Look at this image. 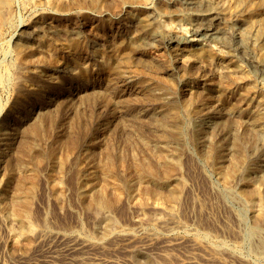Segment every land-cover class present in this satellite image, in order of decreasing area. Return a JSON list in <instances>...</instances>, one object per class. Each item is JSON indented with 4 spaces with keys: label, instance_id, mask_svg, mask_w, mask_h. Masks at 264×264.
<instances>
[{
    "label": "rangeland",
    "instance_id": "1",
    "mask_svg": "<svg viewBox=\"0 0 264 264\" xmlns=\"http://www.w3.org/2000/svg\"><path fill=\"white\" fill-rule=\"evenodd\" d=\"M36 1L7 0L0 16V264H32L34 259L43 264L48 237L65 235H79L94 253L117 255L128 259L126 264H168L158 255L167 236L183 238L185 246L204 244L201 252L227 264H264L250 232L256 222L264 232V128H253L248 113L264 114V69L256 63L264 54V34L256 37L257 31L264 32V0H205V5L187 0ZM250 6L260 14L246 36L251 51L230 35H210L206 20H200L218 13L222 18L208 20L211 25L243 33ZM147 28L157 32L150 40L144 38ZM17 45L41 46L44 56L57 62L26 70L31 84L23 95L15 79ZM204 47L211 58H192ZM106 60L123 66V77L114 84H107ZM233 64L243 77L233 76ZM185 103H190L191 117ZM35 123L40 131L26 145ZM182 124L179 138L176 127ZM149 157H155L153 162ZM94 187L103 190L110 205L96 206ZM255 192L263 210L259 221L245 205Z\"/></svg>",
    "mask_w": 264,
    "mask_h": 264
},
{
    "label": "bare ground",
    "instance_id": "2",
    "mask_svg": "<svg viewBox=\"0 0 264 264\" xmlns=\"http://www.w3.org/2000/svg\"><path fill=\"white\" fill-rule=\"evenodd\" d=\"M130 1V0H129ZM169 1V0H168ZM214 1V0H213ZM245 1V0H244ZM254 1H256L255 3H257V0H254ZM253 1V2H254ZM38 2V0L36 1V3ZM43 2H45V1H43ZM42 2V3H43ZM245 2H249V1H245ZM6 3H7V0H0V16H2V14H3V12H4V7L6 6ZM39 3V2H38ZM37 3V4H38ZM46 3V2H45ZM82 3V2H81ZM128 3V2H127ZM168 3V2H167ZM174 3V2H173ZM187 3L189 4V5H195V4H200V5H205L206 4V1L205 0H187ZM244 3V2H243ZM255 3H253V4H255ZM259 3H261V2H259ZM47 4V3H46ZM116 4V3H115ZM41 5V4H40ZM76 5V4H75ZM161 5V4H160ZM182 5H185V4H182ZM214 5V4H213ZM244 5H246V4H244ZM50 6V5H49ZM67 6V5H66ZM163 6V5H162ZM177 6H179V5H177ZM263 6H264V4H263ZM146 7V6H145ZM174 7V6H173ZM180 7H181V5H180ZM6 8V7H5ZM8 8V7H7ZM188 8V7H187ZM11 9H13V8H11ZM11 9H9V10H11ZM169 9V8H168ZM175 9V8H174ZM176 9H178V8H176ZM200 9H201V7H200ZM212 9H213V7H212ZM211 9V10H212ZM231 9V8H230ZM229 9V10H230ZM245 9V8H244ZM256 9H258L256 6H250L249 8H248V15L247 16H249V18L246 20L245 19V22H244V24H245V28H244V32L242 33L241 31H239V32H236V31H234V32H231L230 33V31L228 30H224V29H222V28H219L218 26H213V25H211V23H209L208 22V20L210 21V20H214V21H216V20H219L220 21V18H222V17H220V16H222V15H220V14H218V13H215V14H211V15H204V16H201L200 17V20L202 21V20H206V21H204V23H205V25H206V29L208 30V31H210V35H212V36H214V37H221V36H225V35H227V36H232V37H235L238 41L237 42H239L240 44H241V48L244 50V51H248L249 49H250V44H249V42L247 41V35L248 34H250V30H252V29H250L251 28V26H252V23L254 24L255 23V19H257V17L258 16H260V14L258 15L257 14V12H255V10ZM53 10V9H52ZM58 10V9H57ZM210 10V11H211ZM214 10V9H213ZM116 11H117V9H116ZM166 11V10H165ZM195 11V10H194ZM193 11V12H194ZM198 12V11H197ZM196 12V13H197ZM202 12V11H201ZM116 13V12H115ZM152 13V12H151ZM181 13H183V12H181ZM199 13V12H198ZM229 13V12H228ZM238 13V15H241V14H239V11L237 12ZM162 14V13H161ZM165 14V13H164ZM171 14V13H170ZM189 14V13H188ZM202 14H204V12H202ZM234 14V13H233ZM4 15V14H3ZM7 15V14H6ZM168 15V14H167ZM182 15V14H181ZM190 15V14H189ZM188 15V16H189ZM195 15V14H194ZM261 15H262V13H261ZM108 16H109V14H108ZM107 16V17H108ZM228 16V15H227ZM231 16V15H230ZM4 17V16H3ZM41 17V16H40ZM197 17V16H196ZM224 17V16H223ZM43 18V17H42ZM118 18V17H117ZM227 18V17H226ZM233 18V17H232ZM244 18V17H243ZM247 18V17H246ZM49 20V19H48ZM222 20V19H221ZM224 20V19H223ZM191 21H193V20H191ZM232 21V20H231ZM260 21V20H259ZM259 21H258V23H259ZM3 22V21H2ZM135 22V21H134ZM224 22V21H223ZM238 22H240V21H238ZM4 23V22H3ZM48 23V22H47ZM129 23V22H128ZM216 23H217V21H216ZM219 23V22H218ZM232 23H234V22H232ZM37 24V23H36ZM40 24H42V23H40ZM51 24V23H50ZM200 24V23H199ZM202 24V23H201ZM243 24V25H244ZM261 24V23H260ZM4 25V24H3ZM49 25V24H48ZM156 25H154V27H155ZM222 26V25H221ZM226 26V25H225ZM230 26V25H229ZM132 27V26H131ZM233 27V26H232ZM260 27V26H259ZM262 27V26H261ZM1 28V27H0ZM33 28V27H32ZM80 28V27H79ZM135 28H136V26H135ZM204 28V29H205ZM234 28V27H233ZM237 28V27H236ZM262 28H264V27H262ZM30 29V28H29ZM113 29V28H112ZM125 29V28H124ZM162 29V28H161ZM25 30V29H24ZM28 30V29H27ZM26 30V31H27ZM74 30V29H73ZM257 30H259V29H257ZM2 31V30H1ZM125 31V30H124ZM164 31V30H163ZM191 31H192V29H191ZM25 32V31H24ZM175 32V31H174ZM193 32V31H192ZM191 32V33H192ZM196 32V31H195ZM3 33V32H2ZM28 33H29V31H28ZM97 33H99V32H97ZM176 33V32H175ZM197 33V32H196ZM1 34V33H0ZM24 34V33H23ZM51 34V33H50ZM76 34V33H75ZM155 34H157V32H156V30L154 29V28H147V29H145V35H144V38L146 39V40H150L151 39V37L152 36H154ZM193 34V33H192ZM200 34V33H199ZM203 34V33H202ZM262 34H264V32H263V30H259V31H257V33H256V37L257 38H261L262 37ZM29 35V34H28ZM94 35V34H93ZM103 35V34H102ZM54 36V35H53ZM142 36V35H141ZM176 36V35H175ZM250 36L251 35H249V38H250ZM1 37H2V35H1ZM107 37V36H106ZM209 37V36H208ZM219 37V38H220ZM33 38V37H32ZM58 38V37H57ZM223 38V37H222ZM1 39V38H0ZM129 39V38H128ZM127 39V40H128ZM209 39V38H208ZM217 39V38H216ZM228 39V38H227ZM176 40V39H175ZM232 40V39H231ZM249 40V39H248ZM261 40V39H260ZM37 41V40H36ZM64 41V40H63ZM183 41V40H182ZM181 41V42H182ZM215 41V40H214ZM179 42V41H178ZM252 42V41H251ZM259 42V41H258ZM257 42V44H259ZM27 43V42H26ZM51 42H47L46 44L47 45H49ZM91 43V42H90ZM175 43V42H174ZM234 43V42H233ZM238 43V44H239ZM32 44H33V42H32ZM197 44V43H196ZM152 45V44H151ZM159 45V44H158ZM169 45V44H168ZM178 45V44H177ZM99 46V45H98ZM194 46V45H193ZM192 46V47H193ZM257 46V45H256ZM171 47V46H170ZM184 47V46H183ZM190 47V46H189ZM14 48V47H13ZM67 48V47H66ZM92 48V47H91ZM129 48V47H128ZM165 48V47H164ZM186 48V47H185ZM197 48H198V46H197ZM239 48V47H238ZM45 49H46V47H45ZM102 49V48H101ZM255 49V48H254ZM42 47L41 46H23V45H17L16 46V49H15V53H16V61H15V59H14V62H15V64L17 65V67L19 68V70L17 71V73H16V77H15V79L17 80L16 82L18 83V85L21 87V93H22V95L26 92V86L27 85H30L31 84V80L25 75V71L26 70H28V69H32V67L34 66V65H39V64H41L44 68L45 67H50V66H55V65H57L56 63L57 62H55V61H49V59L47 58V57H45L44 56V54H43V52H42ZM117 50V49H116ZM233 50V49H232ZM237 50V49H236ZM239 50V49H238ZM179 51V50H178ZM215 51V50H214ZM228 51V50H227ZM250 51H251V49H250ZM256 51V50H255ZM49 52V51H48ZM169 52V51H168ZM173 52V51H172ZM190 52H191V50H190ZM235 52V51H234ZM53 53V52H52ZM64 53V52H63ZM229 53V52H228ZM251 53V52H250ZM50 54H51V52H50ZM56 54V53H55ZM74 54V53H73ZM81 54V53H80ZM166 54H168V53H166ZM187 54V53H186ZM254 54V53H253ZM252 54V55H253ZM47 55H48V53H47ZM57 55V54H56ZM67 55V54H66ZM143 55V54H142ZM177 55V54H176ZM175 55V56H176ZM245 55V54H244ZM249 55V54H248ZM247 55V56H248ZM262 56L261 57H259L258 58V60L256 61V63H257V65L261 68V69H264V54L262 53L261 54ZM49 56V55H48ZM118 56V55H117ZM135 56V55H134ZM137 56V55H136ZM70 57V56H69ZM75 57V56H74ZM96 57V56H95ZM98 57V56H97ZM120 57V56H119ZM142 57V56H141ZM177 57V56H176ZM180 57V56H179ZM182 57L183 56H181V59H182ZM212 57V52L210 51V50H208V49H205V47L204 48H200V50L198 49V51L197 52H195L194 53V55H192V58H202L203 60H208L209 58H211ZM231 57V56H230ZM72 58V57H71ZM83 58V57H82ZM94 58V57H93ZM99 58H101V57H99ZM121 58V57H120ZM220 58V57H219ZM61 59V58H60ZM63 59V58H62ZM66 59V58H65ZM92 59V58H91ZM95 59V58H94ZM180 59V60H181ZM186 59V58H185ZM217 59V58H216ZM238 59V58H237ZM69 60V59H68ZM222 60V59H221ZM240 60V59H239ZM255 60V59H254ZM71 61V60H70ZM95 61V60H94ZM170 61V60H169ZM182 61V60H181ZM226 61V60H225ZM82 62V61H81ZM179 62V61H178ZM191 62V61H190ZM215 62V61H214ZM231 62V61H230ZM251 62V61H250ZM250 62H248L249 64H251ZM12 63H13V60H12ZM68 63V62H67ZM162 63V62H161ZM165 63H167V62H165ZM172 63V62H171ZM174 63V62H173ZM182 62H180V64H181ZM194 63V62H193ZM218 63V62H217ZM227 63V62H226ZM10 64V63H9ZM73 64V63H72ZM91 64V63H90ZM184 64V63H183ZM197 64V63H196ZM228 64V63H227ZM16 65H14V66H16ZM64 65V64H63ZM85 65V64H84ZM93 65V64H92ZM133 65V64H132ZM155 65V64H154ZM186 65V64H185ZM194 65V64H193ZM210 65H211V63H210ZM2 66V65H1ZM69 66V65H68ZM168 66V65H167ZM173 66V65H172ZM179 66V65H178ZM181 66V65H180ZM179 66V67H180ZM187 66V65H186ZM213 66H214V64H213ZM218 66V65H217ZM220 66V65H219ZM252 66V65H251ZM256 66V65H255ZM10 67V66H9ZM59 67V66H58ZM62 67V66H61ZM93 67V66H92ZM126 67V66H125ZM130 67V66H129ZM135 67V66H134ZM138 67V66H137ZM159 67V66H158ZM194 67V66H193ZM192 67V68H193ZM197 67V66H196ZM195 67V68H196ZM246 67V66H245ZM11 68V67H10ZM16 68V67H15ZM131 68V67H130ZM183 68V67H182ZM199 68V67H198ZM200 68H202V66L200 67ZM206 68V67H205ZM253 68V67H252ZM36 69H38V68H36ZM99 69V68H98ZM179 69V68H178ZM180 69H181V67H180ZM226 69V68H225ZM259 69V68H258ZM8 70V69H7ZM12 70V69H11ZM103 72L104 73H106L107 74V84L109 85V84H114V83H116V81L117 80H121L122 79V77H123V66L120 64V63H118V62H116V61H109V60H106V61H104L103 62ZM175 70V69H174ZM203 70V69H202ZM50 71H52V70H50ZM67 71H69V70H67ZM154 71V70H153ZM178 71V70H177ZM196 71H197V68H196ZM199 71V70H198ZM197 71V72H198ZM231 71V73L233 74V76H235L236 78L237 77H239V75H241V77H243V73H242V71L240 70V68L238 67V66H236V64H233L232 65V69L230 70ZM7 72H9V70L7 71ZM137 72V71H136ZM151 72V71H150ZM195 72V71H194ZM205 72V71H204ZM226 72V71H225ZM248 72V71H247ZM255 72H256V70H255ZM15 73V72H14ZM128 73V72H127ZM167 73V72H166ZM220 73V72H219ZM249 73V72H248ZM261 73V72H260ZM263 73V72H262ZM32 74V73H31ZM52 74V73H51ZM103 74V73H102ZM191 74V73H190ZM193 74V73H192ZM195 74H197V73H195ZM226 74V73H225ZM100 75V74H99ZM144 75H146V74H144ZM206 75V74H205ZM218 75V74H217ZM10 76V75H9ZM12 76V75H11ZM148 76V75H147ZM167 76V75H166ZM232 76V75H231ZM246 76V75H245ZM3 77V76H2ZM13 77V76H12ZM47 77H48V75H47ZM56 77V76H55ZM130 77H132V76H130ZM150 77V76H149ZM179 77V76H178ZM200 77H201V73H200ZM222 77V76H221ZM227 78H228V76H226ZM229 77H230V75H229ZM248 77V76H247ZM51 78V77H50ZM57 78V77H56ZM127 78V77H126ZM151 78V77H150ZM159 78V77H158ZM157 78V79H158ZM180 78V77H179ZM202 78V77H201ZM253 78V77H252ZM77 79V78H76ZM102 79V78H101ZM189 79H191V78H189ZM204 79V78H203ZM239 79H241V78H239ZM6 80V79H5ZM8 80V79H7ZM6 80V81H7ZM88 80V79H87ZM230 80V79H229ZM238 80V79H237ZM256 80H258V79H256ZM14 81V80H13ZM75 81V80H74ZM154 81V80H153ZM164 81V80H163ZM176 81V80H175ZM239 81V80H238ZM245 81V80H244ZM248 81H249V78H248ZM11 82V81H10ZM88 82V81H87ZM91 82H92V80H91ZM95 82V81H94ZM118 82V81H117ZM136 82V81H135ZM170 82V81H169ZM169 82H168V84H169ZM179 82V81H178ZM202 82V81H201ZM206 82V81H205ZM241 82V81H240ZM12 83V82H11ZM79 83V82H78ZM90 83V82H89ZM106 83V82H105ZM120 83V82H119ZM150 83V82H149ZM175 83V82H174ZM191 83V82H190ZM234 83V82H233ZM251 83V82H250ZM256 84H257V82H255ZM13 84V83H12ZM16 84V83H15ZM14 84V85H15ZM75 84H77V83H75ZM126 84V83H125ZM132 84V83H131ZM171 84V83H170ZM169 84V85H170ZM243 84V83H242ZM242 84H241V86H242ZM249 84V83H248ZM259 84V83H258ZM262 84V83H261ZM13 85V86H14ZM33 85V84H32ZM74 85V84H73ZM101 85V84H100ZM146 85V84H145ZM168 85V86H169ZM247 85V84H246ZM114 86V85H113ZM234 86V85H233ZM236 86H237V84H236ZM14 87H16V86H14ZM84 87V86H83ZM125 87V86H124ZM256 87H259V86H256ZM261 87V86H260ZM17 88V87H16ZM110 88H111V86H110ZM233 88V87H232ZM249 88V87H248ZM85 89V88H84ZM97 89V88H96ZM121 89V88H120ZM130 89V88H129ZM168 89V88H167ZM173 89V88H172ZM191 89V88H190ZM197 89V88H196ZM215 89V88H214ZM213 89V90H214ZM242 89V88H241ZM251 89V88H250ZM255 89V88H254ZM257 89H259V88H257ZM91 90V89H90ZM222 90V89H221ZM252 90V89H251ZM92 91V90H91ZM190 91V90H189ZM188 91V92H189ZM207 91V90H206ZM234 91V90H233ZM247 91H248V89H247ZM250 91V90H249ZM253 91V90H252ZM251 91V92H252ZM255 91V90H254ZM260 91V90H259ZM258 91V92H259ZM147 92H149V96H151L152 98L153 97H155L153 94H152V91L151 90H149V88L147 87ZM162 92V91H161ZM194 92V91H193ZM16 93H18V92H16ZM80 93V92H79ZM83 93V92H82ZM13 94H15V92L13 93ZM76 94V93H75ZM74 94V95H75ZM139 94H142V93H139ZM182 94H184V93H182ZM190 94V93H189ZM208 94V93H207ZM216 94V93H215ZM249 94V93H248ZM128 95V94H127ZM131 95V94H130ZM212 95V94H211ZM255 95V94H254ZM77 96V95H76ZM121 96V95H120ZM194 96V95H193ZM192 96V97H193ZM196 96V95H195ZM205 97H207L206 95H204ZM214 96H216V95H214ZM260 96V95H259ZM118 97V96H117ZM178 97V96H177ZM187 97V96H186ZM200 97V96H199ZM211 97V96H210ZM217 97H219V96H217ZM262 97V96H261ZM201 98V97H200ZM247 98V97H246ZM49 99V98H48ZM86 99V98H85ZM160 99V98H159ZM189 99V98H188ZM192 99V98H191ZM195 99H197L196 97H195ZM219 99V98H218ZM199 100H201V99H199ZM254 100V99H253ZM161 101V100H160ZM197 101H198V99H197ZM154 102V101H153ZM178 102H180V101H178ZM194 102V101H193ZM192 102V103H193ZM150 103V102H149ZM195 103V102H194ZM193 103V104H194ZM264 103V102H263ZM116 104V103H115ZM192 104V105H193ZM204 104V103H203ZM203 104H202V106H203ZM229 104V103H228ZM261 104V103H260ZM181 105V104H180ZM201 105V104H200ZM209 105H210V103H209ZM208 105V106H209ZM226 105V104H225ZM235 105H237V104H235ZM256 105V104H255ZM126 106V105H125ZM261 106V105H260ZM38 107V106H37ZM122 107V106H121ZM135 107V106H134ZM205 107H207V106H205ZM211 107V106H210ZM240 107V106H239ZM263 107V106H262ZM46 108V107H45ZM123 108H125V107H123ZM182 108V107H181ZM184 108H185V111H186V113H187V116L188 117H191V114H190V103H185V105H184ZM226 108H227V106H226ZM225 108V109H226ZM237 108V107H236ZM235 108V109H236ZM257 108V107H256ZM120 109V108H119ZM219 109V108H218ZM217 109V110H218ZM239 109V108H238ZM261 109H263V108H261ZM151 110V109H150ZM183 110V109H182ZM195 110V109H194ZM202 110H204V109H202ZM220 110H221V108H220ZM240 110V109H239ZM256 110V109H255ZM37 111V110H36ZM130 111V110H129ZM164 111H166V108H165V110ZM208 112V111H207ZM244 112V111H243ZM35 113H37V112H35ZM134 113V112H133ZM150 113V112H149ZM249 113V119L251 120V125H253L254 127L253 128H257V129H259V130H262L263 128H264V114H259V113H256V112H248ZM126 114V113H125ZM124 114V115H125ZM161 114V113H160ZM127 115V114H126ZM129 116V115H128ZM187 116H186V118H187ZM242 116V115H241ZM14 117V116H13ZM24 117V116H23ZM36 117V116H35ZM139 117H141V116H139ZM239 117V116H238ZM26 118V117H25ZM80 118V117H79ZM128 118V117H127ZM145 118H146V116H145ZM234 118V117H233ZM243 118V117H242ZM48 119H49V117H48ZM147 119V118H146ZM246 119V118H245ZM149 120H150V118H149ZM188 120V119H187ZM191 120V119H190ZM249 120V121H250ZM47 121H49V120H47ZM186 120H184V122H185ZM160 122V121H159ZM248 122V121H247ZM167 123V122H166ZM186 123V122H185ZM88 124V123H87ZM184 124V123H183ZM178 125L177 127H176V135L179 137V138H181L182 136H183V132H184V125ZM164 126H166V124L164 125ZM172 128V127H171ZM47 129H48V127H47ZM161 129V128H160ZM185 129H186V126H185ZM51 131H52V129H50ZM29 132L26 134V136H25V141H26V143H28L29 141V136H33V135H35L37 132H39L40 131V125L38 124V123H35V125H33L29 130H28ZM91 131V130H90ZM253 131V130H252ZM263 131V130H262ZM41 132H42V130H41ZM86 132V131H85ZM160 132V131H159ZM256 132V131H255ZM162 133V132H161ZM160 133V134H161ZM174 133V132H173ZM254 133V132H253ZM263 133V132H262ZM256 134V133H255ZM255 134H254V136H255ZM258 134V133H257ZM90 135V134H89ZM93 135V134H92ZM236 135V134H235ZM52 136V135H51ZM66 136V135H65ZM88 137V136H87ZM258 137V136H257ZM55 138V137H54ZM65 138V137H64ZM164 138V137H163ZM255 138V137H254ZM258 138H261V137H258ZM53 139V138H52ZM243 139V138H242ZM245 139L246 138H244V141H245ZM86 140V139H85ZM89 140V139H88ZM170 140V139H169ZM234 140V139H233ZM237 140V139H236ZM235 140V142H237ZM240 140V139H239ZM257 140V139H256ZM243 141V140H242ZM252 141V140H251ZM20 142V141H19ZM49 142V141H48ZM110 142V141H109ZM142 142V141H141ZM144 142H147V141H144ZM238 142H240V141H238ZM169 143V142H168ZM233 143H234V141H233ZM249 143H252V142H249ZM44 144H46V143H44ZM54 144V143H53ZM165 144V143H164ZM254 144V143H253ZM252 144V145H253ZM26 145H29V143L28 144H26ZM25 145V146H26ZM111 145V144H110ZM235 145V144H234ZM242 145H243V142H242ZM245 145V144H244ZM24 146V147H25ZM43 146V145H42ZM85 146V145H84ZM246 146V145H245ZM89 147V146H88ZM143 147H144V145H143ZM216 146H214L213 148H215ZM239 147V146H238ZM46 148V147H45ZM81 148V147H80ZM170 148V147H169ZM254 148H255V146H254ZM30 149V148H29ZM244 149V148H243ZM81 150V149H80ZM152 150V149H151ZM247 150V149H246ZM19 151V150H18ZM60 151V150H59ZM58 151V152H59ZM79 151V150H78ZM110 151H111V149H110ZM244 151V150H243ZM19 152H21V151H19ZM33 152V151H32ZM36 152V151H35ZM176 152V151H175ZM203 152H205V151H203ZM202 152V153H203ZM208 152V151H207ZM235 152V151H234ZM237 152V151H236ZM38 153V152H37ZM152 153V155L154 154L153 152H151ZM245 152H243V154H244ZM78 154V153H77ZM105 154V153H104ZM111 154V153H110ZM156 154V153H155ZM154 154V155H155ZM235 154V153H234ZM31 155H32V153H31ZM34 155V154H33ZM44 155V154H43ZM79 155V154H78ZM121 155V154H120ZM204 155V154H203ZM202 155V156H203ZM210 155V154H209ZM245 155V154H244ZM73 156V155H72ZM158 156V155H157ZM167 156V155H166ZM212 156V155H211ZM234 156V155H233ZM151 157V156H150ZM149 157V158H150ZM247 157V156H246ZM245 157V158H246ZM103 158V157H102ZM117 158V157H116ZM152 158V157H151ZM151 158H150V161H152L153 162V160L155 159V157H154V159L153 160H151ZM98 159V158H97ZM134 159H136V158H134ZM145 159V158H144ZM148 159V158H147ZM157 159V158H156ZM160 159V158H159ZM158 159V160H159ZM181 159V158H180ZM237 159H239V158H237ZM38 160V159H37ZM67 157H63L62 159H61V164L62 165H64L65 163H67ZM124 160V159H123ZM132 160H133V158H132ZM139 160V159H138ZM142 160V159H141ZM240 160H243V158L242 159H240ZM16 161V160H15ZM109 161V160H108ZM171 161V159H169V158H166L165 159V162H170ZM118 162V161H117ZM120 162V161H119ZM122 162V161H121ZM120 162V163H121ZM155 162H157V161H155ZM218 162V161H217ZM225 162V161H224ZM13 163H15V162H13ZM93 163V162H92ZM137 163H139V162H137ZM119 164V163H118ZM141 164V163H140ZM145 164V163H144ZM158 164H160V162H158ZM138 165V164H137ZM157 165V164H156ZM245 165V164H244ZM44 166V165H43ZM56 166V165H55ZM48 167V166H47ZM52 167V166H51ZM54 167V166H53ZM77 167V166H76ZM118 167V166H117ZM143 167V166H142ZM141 167V168H142ZM178 167V166H177ZM224 167V166H223ZM236 167V165L234 164V167H233V169ZM40 168V167H39ZM107 168H110V167H107ZM136 168V167H135ZM165 168V167H164ZM181 168V167H180ZM243 168V167H242ZM55 169V168H54ZM222 169V168H221ZM226 169V168H225ZM228 169V168H227ZM144 170H145V168H144ZM49 171V170H48ZM58 171V170H57ZM139 171H140V168H139ZM143 171V170H142ZM150 171V170H149ZM153 171V170H152ZM113 172V171H112ZM74 173V172H73ZM99 173V172H98ZM141 173H143V172H141ZM145 173V172H144ZM148 173V172H147ZM151 173V172H150ZM109 174V173H108ZM153 174V173H152ZM62 175V174H61ZM262 175H263V173H262ZM115 176V175H114ZM117 176V175H116ZM147 176V175H146ZM154 176V175H153ZM153 176H152V178H153ZM158 176V175H157ZM261 176V175H260ZM93 177V176H92ZM141 177V176H140ZM150 177V176H149ZM159 177V176H158ZM94 178V177H93ZM106 178V177H105ZM147 178V177H146ZM250 178V177H249ZM55 179H56V177H55ZM109 179H111V178H109ZM114 179V178H113ZM159 179V178H158ZM251 179V178H250ZM264 179V178H263ZM89 180V179H88ZM100 180H101V178H100ZM111 181V180H110ZM118 181V180H117ZM146 181V180H145ZM101 182V181H100ZM95 183H96V181H95ZM115 183L117 184V182L115 181ZM160 183V182H159ZM264 183V182H263ZM104 184H106V183H104ZM150 184V183H149ZM152 184V183H151ZM25 185V184H24ZM153 185V184H152ZM103 186V185H102ZM104 187H106V185L104 186ZM114 187V186H113ZM120 187H121V185H120ZM253 187V186H252ZM153 188V187H152ZM102 189H104V188H102ZM106 189V188H105ZM113 189V188H112ZM112 189H111V191H112ZM120 189V188H119ZM231 189V188H230ZM93 190H95V193H96V206L97 207H99V208H102V207H104V206H107L108 204H109V200L102 194V191L100 190V188H98V187H94L93 188ZM226 190V189H225ZM224 190V191H225ZM236 190V189H235ZM115 191V190H114ZM224 191H222V192H224ZM237 191V190H236ZM261 191V193H262V190H260ZM258 192H259V190H258ZM258 192H255L254 194H253V197H252V199L251 198H248V199H246V204L245 205H247V207H250V208H252L253 209V211H254V216H255V219L257 220V221H259V219H260V216H261V210L262 209H260V205H261V196H260V194L258 193ZM119 193V192H118ZM93 194V193H92ZM117 194V193H116ZM223 194V196H225L224 195V193H222ZM23 196V195H22ZM61 196V195H60ZM113 196V195H112ZM114 197V196H113ZM226 198V197H225ZM117 199V198H116ZM231 200V199H230ZM233 200V199H232ZM240 200V199H239ZM238 201V200H237ZM245 201V200H244ZM244 204V203H243ZM94 205V204H93ZM110 205V204H109ZM29 209V208H28ZM106 209V208H105ZM108 209V208H107ZM96 210V209H95ZM97 210H99L98 208H97ZM97 210H96V212H97ZM10 211V210H9ZM17 211V210H16ZM29 211V210H28ZM263 211V210H262ZM15 212V211H14ZM102 212V211H101ZM6 213V212H5ZM0 214H2V213H0ZM26 214V213H25ZM10 216V215H9ZM28 216H29V214H28ZM27 216V217H28ZM24 217H25V215H24ZM241 218H242V216H241ZM5 219V218H4ZM25 219L24 218H21V224L23 223V221H24ZM241 220V219H240ZM245 220V219H244ZM12 221H14V220H12ZM242 221V220H241ZM245 222V221H244ZM29 223V222H28ZM109 223L111 224L112 223V221L110 220L109 221ZM14 224H15V222H14ZM26 224V223H25ZM262 224V223H261ZM25 225H23V227H24ZM31 227L30 228H28V229H31L32 230V228L34 227V225H30ZM16 227H17V224H16ZM22 227V228H23ZM28 227V226H27ZM262 227H263V225H262ZM246 228V227H245ZM16 229H18V228H16ZM34 229V228H33ZM10 232V231H9ZM18 232V231H17ZM250 232H251V234L252 235H254L256 238H257V241H258V246H259V249H261L263 252L262 253H264V232H263V230H262V228L259 226V224H258V222H256V224L253 226V227H251V229H250ZM40 233V232H39ZM38 233V234H39ZM43 233V232H42ZM246 233H247V231H246ZM61 234V233H60ZM17 235V234H16ZM42 235V234H41ZM49 235V234H48ZM59 235V234H58ZM62 235V234H61ZM243 235V234H242ZM241 235V236H242ZM245 235V234H244ZM51 236H53V235H51ZM60 236V235H59ZM74 236V235H73ZM43 237V236H42ZM46 237V236H45ZM45 237L44 238H42V239H45ZM50 237V236H49ZM48 237V240L46 241V246L44 247V249H43V251H42V253H41V255H42V258H41V261L43 262V264H126V262L128 261V259H127V261H125L124 259H121L119 256H117V255H114V254H98V253H94L93 251H91L90 250V244L87 242V241H85L84 239H79V238H77V237H79V235L77 236V237H73V238H70V237H67L66 235L65 236H60V237H58V238H49ZM168 238L167 239H163L162 240V244H159L160 245V249H159V253H158V255H161V256H163V257H165V258H167L169 261H168V264H227L226 262H222L221 260H219V258H217L216 256H214V255H211V254H207V253H204V251L203 252H201V250L199 249V248H201L202 246L200 245L199 247H198V243L196 242H192V244H190V245H187L186 244V246L184 245V240H183V238H170L169 236H167ZM184 237V236H183ZM247 237V236H246ZM83 238V237H82ZM165 238V237H164ZM243 238H245V237H243ZM186 239V238H185ZM246 240V239H245ZM256 240V239H255ZM185 241H187V240H185ZM198 241V240H197ZM201 242V241H200ZM255 242V241H254ZM190 243V242H189ZM252 247V246H251ZM253 247H255V246H253ZM92 248V247H91ZM136 248V247H135ZM203 248V247H202ZM125 249V248H124ZM137 249H139V248H137ZM204 249H205V247H204ZM129 250V249H128ZM134 250V249H133ZM136 250V249H135ZM134 250V251H135ZM140 250V249H139ZM158 250V249H157ZM210 250V249H209ZM255 250V249H254ZM257 250V249H256ZM132 251V250H131ZM259 251V250H258ZM97 252V251H96ZM148 252V251H147ZM208 252V251H207ZM210 253H212V252H210ZM218 253V252H217ZM221 253V252H220ZM156 256H157V254H156ZM157 257H159V256H157ZM125 258H126V256H125ZM162 258V257H161ZM220 259H222V258H220ZM35 261L34 262H36V259H34ZM37 260H38V258H37ZM30 262V261H29ZM34 262H32V264H34ZM129 262H130V260H129ZM41 264V263H40ZM164 264H166V263H164Z\"/></svg>",
    "mask_w": 264,
    "mask_h": 264
}]
</instances>
